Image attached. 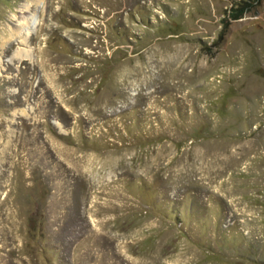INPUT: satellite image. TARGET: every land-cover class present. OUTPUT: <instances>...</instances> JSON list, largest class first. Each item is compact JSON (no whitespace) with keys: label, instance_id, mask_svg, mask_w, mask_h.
<instances>
[{"label":"rangeland","instance_id":"obj_1","mask_svg":"<svg viewBox=\"0 0 264 264\" xmlns=\"http://www.w3.org/2000/svg\"><path fill=\"white\" fill-rule=\"evenodd\" d=\"M0 264H264V0H0Z\"/></svg>","mask_w":264,"mask_h":264},{"label":"bare ground","instance_id":"obj_2","mask_svg":"<svg viewBox=\"0 0 264 264\" xmlns=\"http://www.w3.org/2000/svg\"><path fill=\"white\" fill-rule=\"evenodd\" d=\"M31 19V15L29 14L28 15V17H26L24 20H23V23L24 24H26V26L25 27H23V24H21L20 26H18L16 29H15V31H14V33H13V35H19L20 37L21 36H23L24 34H22L21 35V33L24 31V33L30 28V20ZM12 36V35H11ZM22 38V37H21ZM20 41H22V40H20ZM24 52H26V51H24ZM23 52V53H24ZM26 54V53H25Z\"/></svg>","mask_w":264,"mask_h":264}]
</instances>
